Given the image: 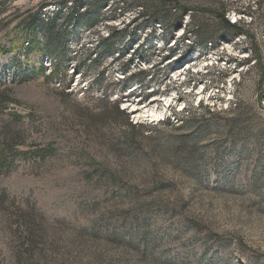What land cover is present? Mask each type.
Here are the masks:
<instances>
[{"label": "rangeland", "instance_id": "rangeland-1", "mask_svg": "<svg viewBox=\"0 0 264 264\" xmlns=\"http://www.w3.org/2000/svg\"><path fill=\"white\" fill-rule=\"evenodd\" d=\"M59 1L0 0V264H264V0H108L43 80Z\"/></svg>", "mask_w": 264, "mask_h": 264}, {"label": "trees", "instance_id": "trees-1", "mask_svg": "<svg viewBox=\"0 0 264 264\" xmlns=\"http://www.w3.org/2000/svg\"><path fill=\"white\" fill-rule=\"evenodd\" d=\"M90 0H60L57 5V10L54 11L52 17H46L43 19L41 17V9L44 8L45 4L41 5L39 9L28 16L26 19V32L24 33V38L27 39L25 43H27L26 47H23L21 43L19 47H21L24 53H26L33 69L31 68V76L40 77L43 80H49L57 73V65L54 64L52 70L45 75V69L41 64L42 56L44 54H49L51 56H55L58 52H62L61 55L65 56L67 49V42L69 40V30L71 28H83L87 30L94 29L98 23L99 18L101 16V10L104 6H106L108 0H96L93 5L89 4ZM165 2H172V0H161ZM140 13V12H139ZM138 13V14H139ZM18 17H16L17 19ZM222 21L227 25V27L235 29L234 24H229L223 17L220 15ZM5 20V19H3ZM63 20V29H58L57 23ZM15 21V19H14ZM13 21V18H9L5 20V26H9ZM2 22V20H0ZM178 22L177 26L180 25ZM21 23L17 24L13 27V33L20 32ZM236 33L241 34L243 31L236 29ZM194 31H192L193 33ZM21 34V32L19 33ZM194 34V33H193ZM14 36H18L15 34ZM75 37V36H73ZM15 38V40H18ZM76 39V38H75ZM113 32H108V35L105 39L102 40L103 45H107V49H110L113 46ZM202 47L207 49L206 43H202ZM16 46L11 47V50L16 49ZM5 49H0V54L5 53ZM9 102H13L10 99H6L0 96V104L7 105ZM261 102V100H260ZM118 102L114 103L116 113H120L118 111ZM5 146L2 144L0 146V150L4 149ZM1 154V152H0ZM4 162L1 158L0 163Z\"/></svg>", "mask_w": 264, "mask_h": 264}, {"label": "bare ground", "instance_id": "bare-ground-1", "mask_svg": "<svg viewBox=\"0 0 264 264\" xmlns=\"http://www.w3.org/2000/svg\"><path fill=\"white\" fill-rule=\"evenodd\" d=\"M138 117H139V119L142 118V117L157 119L159 117V115L156 114V113H153V111L152 112L147 111L145 114L138 115Z\"/></svg>", "mask_w": 264, "mask_h": 264}, {"label": "built area", "instance_id": "built-area-1", "mask_svg": "<svg viewBox=\"0 0 264 264\" xmlns=\"http://www.w3.org/2000/svg\"><path fill=\"white\" fill-rule=\"evenodd\" d=\"M235 23V22H234Z\"/></svg>", "mask_w": 264, "mask_h": 264}]
</instances>
